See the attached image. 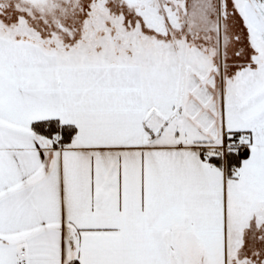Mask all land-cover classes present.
<instances>
[{"label": "snow or ice", "instance_id": "snow-or-ice-1", "mask_svg": "<svg viewBox=\"0 0 264 264\" xmlns=\"http://www.w3.org/2000/svg\"><path fill=\"white\" fill-rule=\"evenodd\" d=\"M0 264H264V0H0Z\"/></svg>", "mask_w": 264, "mask_h": 264}]
</instances>
